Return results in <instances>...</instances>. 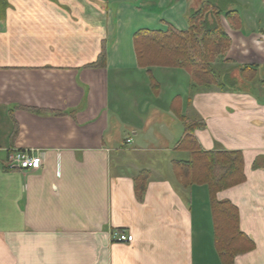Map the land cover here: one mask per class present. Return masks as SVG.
<instances>
[{
  "label": "crops",
  "instance_id": "crops-1",
  "mask_svg": "<svg viewBox=\"0 0 264 264\" xmlns=\"http://www.w3.org/2000/svg\"><path fill=\"white\" fill-rule=\"evenodd\" d=\"M204 1L0 0V264H222L207 186L185 187L174 171L190 159L182 142L194 119L202 151L242 156L244 181L215 195L253 245L232 264H264L262 7L243 0L241 12L232 0L237 27L219 16L230 46L214 66L240 90L191 94L186 70L136 59L138 30L186 31ZM247 65L256 78L242 84ZM12 150L42 167L7 169Z\"/></svg>",
  "mask_w": 264,
  "mask_h": 264
},
{
  "label": "trees",
  "instance_id": "trees-1",
  "mask_svg": "<svg viewBox=\"0 0 264 264\" xmlns=\"http://www.w3.org/2000/svg\"><path fill=\"white\" fill-rule=\"evenodd\" d=\"M230 5L232 0L204 1L198 9L189 11V27L186 31H179L169 25L164 31L138 30L133 37L138 66L145 69L157 66L186 70L191 77V94L202 91L199 89L211 90L210 87L220 91L240 90L238 79L233 78L231 72H222L214 66L216 57L224 54L230 46V39L220 25L219 16L225 13L236 27L239 25L235 11L228 10ZM2 9L3 4L0 3ZM103 61L104 54L98 63L101 65ZM240 71L242 84L253 83L256 78L254 67L247 65ZM203 127L201 119L184 123L186 135L182 145L190 152V159L175 163L174 171L185 187L207 186L216 252L222 264H232L235 256L250 250L253 245L238 229L236 207L227 201H217L215 195L244 181L242 156L239 152L202 151L191 133ZM145 181L146 173L136 180L138 197L145 190Z\"/></svg>",
  "mask_w": 264,
  "mask_h": 264
},
{
  "label": "built area",
  "instance_id": "built-area-1",
  "mask_svg": "<svg viewBox=\"0 0 264 264\" xmlns=\"http://www.w3.org/2000/svg\"><path fill=\"white\" fill-rule=\"evenodd\" d=\"M6 165L10 170H38L42 167V161L39 156H36L32 151H9L6 158ZM112 240L119 243H131L133 237L124 232H113Z\"/></svg>",
  "mask_w": 264,
  "mask_h": 264
},
{
  "label": "rangeland",
  "instance_id": "rangeland-1",
  "mask_svg": "<svg viewBox=\"0 0 264 264\" xmlns=\"http://www.w3.org/2000/svg\"><path fill=\"white\" fill-rule=\"evenodd\" d=\"M241 1H243V0H237V4L238 5H236V7H237V10L239 11H241V9H243V6L241 5ZM261 1L262 0H244V2H249V3H253V2H255V3H257V4H259V6L260 7H262L261 9V11L260 12H262L263 11V13L261 14V16H260V18H262L263 16H264V7H263V5L261 4ZM242 12V11H241ZM217 66V68L220 70L222 67H221V65H216ZM213 88H215V87H213ZM210 89H212L211 87H210ZM199 90H206V89H199Z\"/></svg>",
  "mask_w": 264,
  "mask_h": 264
}]
</instances>
